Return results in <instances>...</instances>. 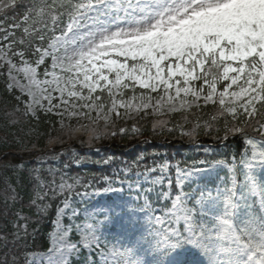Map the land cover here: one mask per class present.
<instances>
[{
	"label": "snow or ice",
	"instance_id": "6c2138e0",
	"mask_svg": "<svg viewBox=\"0 0 264 264\" xmlns=\"http://www.w3.org/2000/svg\"><path fill=\"white\" fill-rule=\"evenodd\" d=\"M0 81V264H264V0H0Z\"/></svg>",
	"mask_w": 264,
	"mask_h": 264
},
{
	"label": "trees",
	"instance_id": "16d2710c",
	"mask_svg": "<svg viewBox=\"0 0 264 264\" xmlns=\"http://www.w3.org/2000/svg\"><path fill=\"white\" fill-rule=\"evenodd\" d=\"M3 91V84L0 81V93ZM133 124L132 120L126 122L119 121L118 126H127L131 128ZM139 126L142 128V135H117L115 137L105 139L96 145L99 148V152L95 149L89 150L87 147H81V145L76 141H70L73 147L81 155H87L91 158V161L100 159L102 156L112 155L117 158V166L119 162L122 161H132L139 154L144 153L147 157L145 162H150L153 158L160 160L162 156L167 157L169 160H183L191 159L194 156L195 149L190 144V142L185 138H180L179 134L168 135L167 133L163 135H152V123L151 118L147 122L140 121ZM171 126V125H169ZM41 130H46V126L42 125ZM46 137H42L39 141L40 146L44 147ZM199 139L205 143H212L210 137L201 136ZM145 141H147L145 143ZM56 150H60V145H56ZM7 151V149L0 147V152ZM153 153H158L159 155L153 157ZM199 158V157H197ZM86 162L80 167L73 165V172H101L110 171V167L107 165H98L93 162ZM55 214V206L51 210V215ZM47 227L44 229L45 233L50 230V221L44 222Z\"/></svg>",
	"mask_w": 264,
	"mask_h": 264
}]
</instances>
